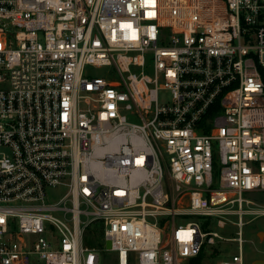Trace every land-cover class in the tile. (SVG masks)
<instances>
[{
  "label": "built area",
  "instance_id": "1",
  "mask_svg": "<svg viewBox=\"0 0 264 264\" xmlns=\"http://www.w3.org/2000/svg\"><path fill=\"white\" fill-rule=\"evenodd\" d=\"M258 192L264 0H0V264H245Z\"/></svg>",
  "mask_w": 264,
  "mask_h": 264
},
{
  "label": "rangeland",
  "instance_id": "2",
  "mask_svg": "<svg viewBox=\"0 0 264 264\" xmlns=\"http://www.w3.org/2000/svg\"><path fill=\"white\" fill-rule=\"evenodd\" d=\"M89 73L93 75L101 74V69L95 67L88 68ZM253 199L262 207H264V192L254 193ZM246 224L244 226V256L245 264H253L257 259H264V214H250L245 217ZM225 237L237 236L238 228L228 225L225 228L218 229ZM101 246L107 247V243L101 240ZM239 250L237 243L233 241L218 242L215 245H209L207 252L204 253L203 264H218L223 255L230 257ZM219 251V255L214 252ZM105 264H114L116 260V252L106 251Z\"/></svg>",
  "mask_w": 264,
  "mask_h": 264
},
{
  "label": "trees",
  "instance_id": "3",
  "mask_svg": "<svg viewBox=\"0 0 264 264\" xmlns=\"http://www.w3.org/2000/svg\"><path fill=\"white\" fill-rule=\"evenodd\" d=\"M203 257H204V253H201L200 255L191 258L188 264H203Z\"/></svg>",
  "mask_w": 264,
  "mask_h": 264
},
{
  "label": "water",
  "instance_id": "4",
  "mask_svg": "<svg viewBox=\"0 0 264 264\" xmlns=\"http://www.w3.org/2000/svg\"><path fill=\"white\" fill-rule=\"evenodd\" d=\"M107 248L111 249L112 248V244L110 241H107ZM253 264H264V259H257L254 261Z\"/></svg>",
  "mask_w": 264,
  "mask_h": 264
}]
</instances>
